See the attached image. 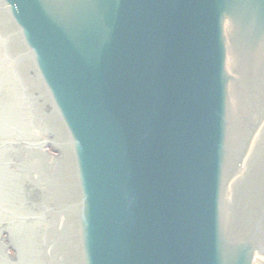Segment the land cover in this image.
Returning a JSON list of instances; mask_svg holds the SVG:
<instances>
[{
	"label": "water",
	"instance_id": "95a60500",
	"mask_svg": "<svg viewBox=\"0 0 264 264\" xmlns=\"http://www.w3.org/2000/svg\"><path fill=\"white\" fill-rule=\"evenodd\" d=\"M0 264H264V0H0Z\"/></svg>",
	"mask_w": 264,
	"mask_h": 264
},
{
	"label": "flooded vegetation",
	"instance_id": "af4514ba",
	"mask_svg": "<svg viewBox=\"0 0 264 264\" xmlns=\"http://www.w3.org/2000/svg\"><path fill=\"white\" fill-rule=\"evenodd\" d=\"M48 151H49L50 154L53 152L51 147L48 148Z\"/></svg>",
	"mask_w": 264,
	"mask_h": 264
},
{
	"label": "rangeland",
	"instance_id": "374dc122",
	"mask_svg": "<svg viewBox=\"0 0 264 264\" xmlns=\"http://www.w3.org/2000/svg\"><path fill=\"white\" fill-rule=\"evenodd\" d=\"M12 253H13V251H12Z\"/></svg>",
	"mask_w": 264,
	"mask_h": 264
}]
</instances>
